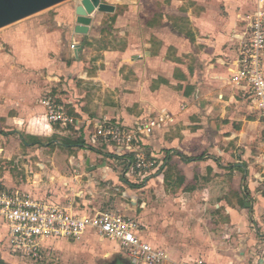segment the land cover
Segmentation results:
<instances>
[{
    "label": "crops",
    "instance_id": "obj_1",
    "mask_svg": "<svg viewBox=\"0 0 264 264\" xmlns=\"http://www.w3.org/2000/svg\"><path fill=\"white\" fill-rule=\"evenodd\" d=\"M123 1L129 3L126 16L117 13L118 6ZM154 1L156 0H139V4H136L137 0H102L103 3L115 6L116 11L97 13L88 35H78L74 26L67 27L64 30L67 33L64 39L67 43L63 46L66 59L59 65L63 72L59 76L67 84L62 85L63 91L60 94H57L54 85L51 99L55 98V102L63 103L74 122L67 127L48 122L42 101V114L31 123L36 125L45 122L43 131L49 133L53 132L54 126L74 129L78 133L79 138L75 145L80 147L87 160L81 165L80 154L78 167L74 169L80 175L86 172L91 175L92 180L84 186L89 192L99 184L94 183L95 177L104 183L99 185L107 189L114 187V191H118V187L124 189L126 185L123 183L128 184V181L144 184L147 189L154 182L155 194L160 200L149 194L146 208L152 209L158 205L161 209L165 202L166 209L173 206L178 210L176 205L181 207V202L187 203L186 209L194 211L188 216L181 213V209L177 216L164 210L168 223L163 224L161 220L164 218L150 213L149 229L147 225L141 224L143 240L168 251L173 261L190 263L201 258L209 264H264V144L258 147V143H255L256 140L262 141L260 129L263 131L264 125L250 90L233 89L229 84H232L230 76L237 69L238 50L232 54L228 49L231 47L230 40L237 42L231 34L235 30L241 31V26L235 22L245 0H174L170 13H162L158 18L149 15L150 8L145 10L142 6L146 4L147 7ZM220 8L222 13H229L232 22L222 24L223 33L219 31L216 35L217 22L210 18L217 11L220 12ZM137 13L140 15L136 16ZM116 16L119 18L118 28L122 29L118 35L122 34L126 40L109 41L105 46L98 47L101 46V40L105 39L103 34L107 29L104 22L116 20ZM126 19L129 25L125 26ZM110 27L117 30L115 25ZM135 28H140L145 34L139 36ZM153 29L159 35L156 33L154 37L148 36V32L155 31ZM39 32V23L29 21L15 30L12 42L18 43L19 40L20 49V43L25 37L30 39L34 33L38 37ZM209 35H215L216 38L211 37L209 40ZM82 37H90V43L81 44ZM56 41L54 39L52 42L53 48L57 46ZM27 51L31 53L28 57L35 66L39 58L35 55L36 49ZM70 55L74 58L71 61L68 59ZM227 57H234L231 69L234 71L231 75L228 71L226 74L223 67L228 63ZM50 65L52 68L55 66L54 63ZM162 114L171 115L174 121L157 128L144 139L143 151L149 158H157L159 162V167L156 166L149 176H144V173L131 174L127 158L111 147L106 150V155L89 153L90 148L97 150L101 147L100 141L94 139L96 129L101 124L131 129L146 117ZM4 117L0 115V120ZM17 119L16 124L20 126L22 117H19V122ZM7 124H12V121ZM35 138L37 137L31 143V140L21 137V143L24 147L41 145ZM75 158L72 156L65 159V162L69 160L73 163ZM61 161L57 155L47 159L53 167V171L49 172L55 177L64 178L75 189L81 185L80 175L78 181L71 182L67 175L73 169L61 166ZM104 162H108L104 167L99 165ZM125 165L126 169L122 173L121 167ZM7 186L5 188L15 189ZM29 191L34 197L46 196L44 189L32 188ZM61 192L55 193H59L60 197L66 193ZM128 192L130 193L129 190ZM75 195L73 193L68 196L73 198ZM132 196L131 199L134 200ZM174 196L179 198H173ZM164 197L165 200L161 201ZM236 199L238 202H235ZM84 202L86 199L83 204L72 203L65 207L79 215L109 211L87 206ZM213 208L216 210L214 213L205 215L209 229L206 230V235L204 231L202 235V240L208 246L204 248L202 244L198 245L190 253L189 257L192 259L181 260L187 253H178V246L174 248L168 242L172 238L176 241L183 240L182 226L191 225L193 220L203 222L198 211ZM182 217H187L188 220L181 221ZM169 225L176 229H170ZM0 227L6 230L1 222ZM87 238L90 241L109 240L122 249L118 242L99 237L95 233H86L81 239L69 241L80 242ZM4 240L5 234L2 235L0 231L1 264L11 257L7 253ZM55 241L50 244L52 251L56 247ZM229 243L234 247L231 254ZM200 255L202 257H198Z\"/></svg>",
    "mask_w": 264,
    "mask_h": 264
},
{
    "label": "rangeland",
    "instance_id": "obj_2",
    "mask_svg": "<svg viewBox=\"0 0 264 264\" xmlns=\"http://www.w3.org/2000/svg\"><path fill=\"white\" fill-rule=\"evenodd\" d=\"M80 1L81 0L65 1L49 9L41 11L29 18L18 21L12 25L0 29V106L2 109L0 115L5 116L4 119L0 120V184L3 187H6L8 185L7 187L12 186L13 188H19L20 190L28 194H31L29 193V190H31L32 188L44 189L46 198L44 196H37V198L50 199L53 202L55 201V203L57 201L59 203H62L63 206H68L72 203L75 205L83 204V201H85L86 199V202L84 203L87 206H96L101 211L109 210L108 212H113L133 218L137 222H139L140 226L141 224L147 225L148 229L150 227L148 225L150 213L158 218H164L163 220L159 219L163 224H165V222L167 221L169 222V220L166 219L167 217L164 215V210H167L168 212L173 214V216H177L179 210L181 209V213L188 216V214H191L194 211L187 210V203L184 204V202H181V207H179V205H176V207L178 206L179 208L178 210L174 209L173 206H169L171 208L166 209L165 202L162 203L161 209L158 205H156V207L152 209H148V207L146 208V204L148 203L146 201V198L147 196L149 197V194L152 196V198L157 197V199L160 200V197L156 196L155 194V185H153L154 182L153 184H151L152 187L150 189H147L144 184H139V182L134 184L128 181V184L123 183L126 185L124 189L118 187V191H114V187H112V189H107L106 187H102L101 185H99L101 183H104L101 182L100 178L99 180H97V178L95 177L94 183L99 184H97L98 186H96L89 192V190H87L84 186L88 185V183L92 180L91 175H87V172L80 175V172H77L74 169L75 167H78L77 161H79L78 156H80V154L82 155V158H84V161L82 158L79 161L81 165H84V163L86 162L85 160H87V157H83L84 153L79 149L80 147L78 145H75L78 142V133L74 131V129H63L61 126H54L53 132L49 133L47 131H43V129H45V122L32 125L31 121L33 119L39 118V114H42V101L45 102L46 100L51 99V94L53 88L55 87L54 85H56L55 89L58 91L57 94H60L63 91L62 85H64L65 83L67 84V82H65L63 78H60V76L63 75V72L61 71V69H59V65H61V62L66 59V56L63 54V46H66L67 43L64 40L67 33H65L64 30L67 27H75V17L73 18V16H75V8ZM173 1L174 0H156L147 7L146 4H143L142 6L143 8H146L145 10H147V8H150L149 15L158 18L162 15V13H170L171 8H173ZM141 2H143V0H141ZM136 4H139V0H137ZM259 7H262V10L264 12V4H260L259 0H245V2H243V7L239 9L237 13V21L235 22L238 23L239 26H241V31L235 30L231 34L234 41L237 42H231L232 40H230L231 44L229 45V47H231L228 49L229 53L234 54L237 50H241L242 37H244V35L249 32L252 24L251 18L255 16V13H257ZM128 8L129 3L127 1H123V3L118 6L117 13H120L119 15L126 16V13H128ZM221 10L222 9L220 8V12L217 11L216 13H214L215 16L210 18L212 21L217 22V25L220 27H215V29H217L216 35L219 33V31H221V34L223 33V29L221 27L222 24L229 21L230 23L232 22L229 17V13L225 11H223L222 13ZM139 15L140 13H137L136 16ZM115 18L116 20H106L104 22L103 25L105 29H107L106 32L104 31L105 34H103L105 39L101 40V46L98 44V47L105 46L109 41L115 42L119 40H126V38L122 36V34H120V36L118 35V33L121 32L122 29L118 28L117 25V20H119L118 16H116ZM29 21H36L37 24L39 23L40 32L38 34V37L37 35H35V33L30 39H26L25 37L22 43H20L19 49V40L18 43L12 42V39L14 37L13 33H15V30H18L19 27H22L24 23H27ZM110 21H112L111 24ZM126 21L127 24H125V26L129 25L128 19H126ZM108 23L113 27L115 25L117 30H115V28H111L110 25H107ZM141 24L142 27H145L144 23ZM109 28H111L110 31L108 30ZM135 29L139 36H143L145 34V32L143 30L141 31L140 28ZM53 30H55V33H52ZM70 30H72V28ZM115 33H117L116 36H114ZM156 33H158L159 35V32H156V30L152 33L148 32L147 35L154 37ZM238 36H240L239 39ZM200 37L203 39L202 36ZM211 37L216 38L215 35H209L208 39L211 40ZM54 39L57 40V46L53 48L52 42H54ZM89 39L90 37H82L81 44L84 45L87 44V42L90 43ZM28 49L32 51L33 49H36L35 55L39 58L36 61L37 64L35 63V66H33V60L28 57V55L31 54L27 51ZM26 54L27 57H25ZM68 59L69 61H71L74 58L72 57V55H70ZM233 59L234 57H227L228 63L223 66L226 74L228 71V73L231 75V73L234 71L231 70L233 69ZM43 61H45L44 64L42 63ZM53 63L55 64V66L52 68L50 64ZM225 72L223 71V73ZM230 78L232 80L231 76ZM229 84L231 86H229L230 88L236 89V87L232 85L233 83L231 84L229 82ZM53 99V101H56L55 98ZM59 104L63 105V103L61 102ZM44 115L46 116V112L44 113ZM19 117H22V122L20 121V126H17L16 118H18L17 120L19 122ZM8 121H12V124H7ZM262 123L264 125L263 117ZM34 126L39 127V129L41 130L35 129ZM260 133L262 134L263 139L262 141L256 140L255 143H258L256 144L258 147L264 144V130L261 131L260 129ZM21 137H26L31 141L34 137H37L35 138V140L40 141L41 145L24 147V145L21 143ZM33 142L34 141H32L31 143ZM107 149H109V146L101 145V147L97 150L90 148L89 153H95L98 155L99 153H102L103 155H106ZM55 155L61 158V166H68L73 169L72 173L67 175V179L68 177H70L71 179L69 178V180H72L71 182L78 181L77 179L80 175L81 185L74 189L73 186L68 184L69 182H66L64 178H59L58 176L55 177L52 173H50L53 171V167L51 166L50 162H47V159H50ZM72 156H75V159L77 160L74 159L73 163H70L69 160L65 162V159H70ZM151 159L156 161V166H158V159ZM36 163H39V165H37ZM106 163L108 162H104L103 164L99 165H102L104 167ZM126 166L127 165L121 167L122 173L125 171ZM130 173L132 174V170L130 171ZM74 177L75 179H72ZM147 182L149 181H146V183ZM164 184H166V182ZM49 187L50 189H52V192L50 189H48ZM94 190H96L97 192H94ZM128 190L130 191V193L128 192ZM56 191H65L67 194L64 193L60 197L59 193H55ZM73 193H76V195L74 196L75 198H71L68 196L69 194ZM131 196L135 199L132 200ZM168 197L170 196L168 195ZM186 197L187 200H189V196L187 195ZM173 198L179 197L174 196ZM162 200H165V197L162 198L161 201ZM155 201L156 199H154L153 202L155 203ZM235 202H238V199H236ZM214 211H216L214 208L204 209V211H198V215L200 216L199 218L203 219V222L193 220L194 222L191 225L182 226L181 230H183V235L181 238L183 240L176 241L175 238L171 237L173 240L169 241L168 243L171 244V246H173L174 248L177 245L178 253H187L186 255H184V257L180 258L181 260L187 261V259L189 258L192 259V257H189L191 256L190 253H192L191 251L196 249L198 245L202 244V247L204 248L208 246L207 242L202 240L203 231L206 232V230L209 229L208 224L205 222V220L208 218L205 217V215L207 216V214L214 213ZM186 220H188L187 217H182L181 219V221ZM218 224L219 223H217V225ZM168 227L173 230L176 229L175 226L169 225ZM0 231L2 235L5 234L4 242L6 244L7 253L10 255V240L8 239L7 231L1 227ZM150 231L152 234H154L153 230ZM206 234L207 232L205 233V235ZM160 235L162 234H158V236ZM55 242L56 247L53 251H51V257H49L47 263L42 264H112L115 262L116 258H121L128 264H133L126 251L122 250L119 246L115 245L116 243L113 244L109 240L101 241L99 239L96 241H90L89 238H87L86 240H81L80 242L69 241V243H67L66 241L62 240H58ZM149 243L154 248L162 249L158 245H155L151 242ZM233 248L234 247L231 246L230 254L232 253L231 250ZM8 254H6L7 257ZM17 256L18 257H14L11 254V257L9 258L10 260H7V262H5L4 264H16V261L19 262L18 264H40V262H37L34 259L26 257L24 255ZM198 257L202 256L200 255Z\"/></svg>",
    "mask_w": 264,
    "mask_h": 264
},
{
    "label": "built area",
    "instance_id": "obj_3",
    "mask_svg": "<svg viewBox=\"0 0 264 264\" xmlns=\"http://www.w3.org/2000/svg\"><path fill=\"white\" fill-rule=\"evenodd\" d=\"M264 4V0H259ZM249 32L242 37L241 50L232 76L233 85L240 90H250L253 101L264 118V12L259 7L251 18ZM46 120L67 127L74 122L65 107L52 99L44 102ZM169 114L142 119L135 127L121 128L101 124L94 134L100 145L116 149L127 158L132 174L149 176L157 162L143 151L144 139L161 126L173 123ZM0 222L10 240V255H24L37 262L46 263L51 257V242L73 241L86 233L116 241L126 251L133 264H209L205 259L190 263L173 261L169 252L157 249L143 240L141 226L135 219L113 212L94 211L92 215L75 214L69 207L39 199L20 189H7L0 184Z\"/></svg>",
    "mask_w": 264,
    "mask_h": 264
},
{
    "label": "water",
    "instance_id": "obj_4",
    "mask_svg": "<svg viewBox=\"0 0 264 264\" xmlns=\"http://www.w3.org/2000/svg\"><path fill=\"white\" fill-rule=\"evenodd\" d=\"M68 0H0V29ZM102 0H81L75 8V33L88 35L97 13H114Z\"/></svg>",
    "mask_w": 264,
    "mask_h": 264
},
{
    "label": "flooded vegetation",
    "instance_id": "obj_5",
    "mask_svg": "<svg viewBox=\"0 0 264 264\" xmlns=\"http://www.w3.org/2000/svg\"><path fill=\"white\" fill-rule=\"evenodd\" d=\"M112 264H128V263H126L125 261H123L121 258H116L115 259V262L114 263H112Z\"/></svg>",
    "mask_w": 264,
    "mask_h": 264
}]
</instances>
